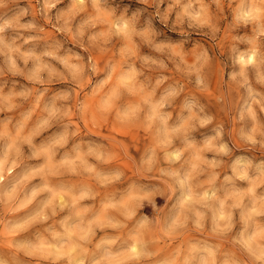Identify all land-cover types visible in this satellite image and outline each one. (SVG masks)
<instances>
[{"label": "clouds", "instance_id": "clouds-1", "mask_svg": "<svg viewBox=\"0 0 264 264\" xmlns=\"http://www.w3.org/2000/svg\"><path fill=\"white\" fill-rule=\"evenodd\" d=\"M0 264H264V0H0Z\"/></svg>", "mask_w": 264, "mask_h": 264}]
</instances>
